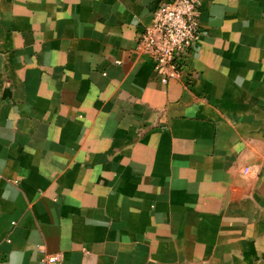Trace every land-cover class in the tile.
<instances>
[{"label":"crops","instance_id":"0c3cea01","mask_svg":"<svg viewBox=\"0 0 264 264\" xmlns=\"http://www.w3.org/2000/svg\"><path fill=\"white\" fill-rule=\"evenodd\" d=\"M162 1L0 0L7 264H264V0H201L167 83Z\"/></svg>","mask_w":264,"mask_h":264},{"label":"built area","instance_id":"2783aa9c","mask_svg":"<svg viewBox=\"0 0 264 264\" xmlns=\"http://www.w3.org/2000/svg\"><path fill=\"white\" fill-rule=\"evenodd\" d=\"M201 0H165L152 14L151 23L138 35V44L153 61L154 71L162 83L186 74L189 56L200 43ZM189 81L194 74L187 73ZM57 255L49 262L57 261ZM0 264L7 260L0 253Z\"/></svg>","mask_w":264,"mask_h":264}]
</instances>
